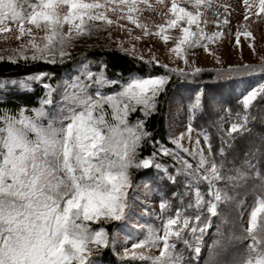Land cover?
<instances>
[{"label": "snow or ice", "instance_id": "obj_1", "mask_svg": "<svg viewBox=\"0 0 264 264\" xmlns=\"http://www.w3.org/2000/svg\"><path fill=\"white\" fill-rule=\"evenodd\" d=\"M113 24L125 66L73 52L100 32L115 42ZM256 24L264 0H0V33L19 40L0 53L18 69L0 75V264H224L245 241L234 264H264V54L242 56ZM173 88L165 134L152 120Z\"/></svg>", "mask_w": 264, "mask_h": 264}, {"label": "trees", "instance_id": "obj_2", "mask_svg": "<svg viewBox=\"0 0 264 264\" xmlns=\"http://www.w3.org/2000/svg\"><path fill=\"white\" fill-rule=\"evenodd\" d=\"M111 52H115V49H109L104 47L99 48H92V49H81L80 51L76 53H86L90 60H97V59H108L111 56ZM123 54L119 52H115L114 56H111V59L113 63H115L118 67L125 66V60L121 59ZM73 69V63H68L66 65L65 71L71 72ZM18 69L15 65L12 64H4L0 63V75L4 74H12L17 72ZM63 75V72L61 73ZM138 73H132V75H137ZM205 80L208 79L207 76L204 77ZM254 82L259 80V77L250 78ZM175 89L169 91L168 98H161V104L160 107L162 109V114L160 116L155 117L152 120V124L155 127V130L158 132H163L165 134L168 133V122L165 120V115L169 114V108H170V98L172 97ZM241 89L236 90L235 99L230 100V104L233 108V111L241 110V105L239 104ZM173 106V105H172ZM264 105H259L256 109L253 110V115L257 116V122L255 124L256 129L259 131L261 126L259 124V119L262 115H264ZM241 115H243V112L241 110ZM203 121H199L198 124H202ZM227 126V125H225ZM242 199L244 201L242 209L240 211L243 214V219L246 222L248 219V216L250 214V211L253 206H255V195L252 190V186L249 185L247 189L241 190ZM236 215L235 209L232 211V216L234 217ZM149 220H146L142 223H154V221L150 218ZM215 230L213 229L211 233H209L208 236L205 237L207 243L211 244V236L214 235ZM125 234V233H124ZM250 243V241H245L243 244H233L229 248H227L224 253L222 254V260L224 261V264H234V262L239 261L242 257H244L247 253V244ZM180 247V246H178ZM111 259H115V257H111Z\"/></svg>", "mask_w": 264, "mask_h": 264}, {"label": "rangeland", "instance_id": "obj_3", "mask_svg": "<svg viewBox=\"0 0 264 264\" xmlns=\"http://www.w3.org/2000/svg\"><path fill=\"white\" fill-rule=\"evenodd\" d=\"M213 2L214 3H225V2L237 3L238 0H213ZM220 10L223 11L222 8ZM209 15L210 16L212 15V11L209 12ZM150 16H151L150 13H145V17H150ZM110 18L115 19L114 17H110ZM149 22H151V20H149ZM119 23H124L127 25V27L132 28L133 35H136L139 33V30L136 29L135 26L127 24V22L125 21H120ZM253 30L256 35L257 51L256 53L250 54L249 50L245 47L242 52V56L245 59V61H248L250 58L252 60H255L258 54H264V43H261V38L264 37V24L254 25ZM109 31L111 33L112 41H115V42L109 41L108 32H100L98 35H93L90 39H87L83 43H78L76 48L73 49V52L76 53L80 51L81 49L83 50V49H92V48H99V47L109 48V45H110V49H116L117 43L119 42V40L127 41L129 39L127 32L125 30H121L117 26V24H113L112 26H109ZM18 44H19V40L16 38L13 32L0 33V53L7 54V50L16 47ZM154 44L156 45V48L159 49L161 47L162 42L145 39L143 41L137 42V47L147 49L148 47H152ZM127 46H128L127 43H125V47ZM157 54L161 55V59H165V56L162 55L160 51H157ZM240 56H241V53L233 52L234 59H239ZM199 63L201 66L211 67V57L205 54L204 57L199 61ZM172 108H173V115L170 118L173 121H175L173 124V130L177 128L180 130H184V124L182 122V118L174 114V105L172 106ZM193 136H195V132L193 133ZM185 146H190V145H188L187 142H185ZM152 203L154 207L158 208V200L154 199ZM148 218L149 217H144L141 220V223L146 220H149ZM122 235H126V234L122 233ZM132 235H136V233H132ZM130 244H131V241L129 242V246Z\"/></svg>", "mask_w": 264, "mask_h": 264}]
</instances>
